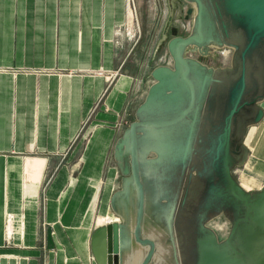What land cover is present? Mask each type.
<instances>
[{
  "label": "crops",
  "instance_id": "crops-1",
  "mask_svg": "<svg viewBox=\"0 0 264 264\" xmlns=\"http://www.w3.org/2000/svg\"><path fill=\"white\" fill-rule=\"evenodd\" d=\"M164 1L165 20L158 9L148 29L158 36L136 42L128 41L126 28L118 33L132 22L129 0H0V264H41L43 221L47 264H97L92 237L101 228L98 219L114 214L111 199L122 179L115 145L154 84L151 74L160 65L150 69L148 83L149 62L165 43L168 51L172 38L163 39L170 14ZM187 5L175 10L178 30L189 24L183 21ZM168 56L165 64L172 66ZM112 81L110 110L94 113ZM125 119L130 123L120 125ZM244 144L252 177L237 180L247 191L262 190L264 120L248 129ZM71 167L78 168L75 177Z\"/></svg>",
  "mask_w": 264,
  "mask_h": 264
},
{
  "label": "water",
  "instance_id": "water-1",
  "mask_svg": "<svg viewBox=\"0 0 264 264\" xmlns=\"http://www.w3.org/2000/svg\"><path fill=\"white\" fill-rule=\"evenodd\" d=\"M190 6L187 36L172 26ZM163 31L173 65L151 77L135 121L118 139L120 223L92 237L97 264H264V188L245 190L234 170L244 141L264 120V0H168ZM233 52L230 66L200 58ZM199 57V58H195ZM224 217L225 239L209 225Z\"/></svg>",
  "mask_w": 264,
  "mask_h": 264
},
{
  "label": "rangeland",
  "instance_id": "rangeland-1",
  "mask_svg": "<svg viewBox=\"0 0 264 264\" xmlns=\"http://www.w3.org/2000/svg\"><path fill=\"white\" fill-rule=\"evenodd\" d=\"M136 1V4H137V15H138V21H140V15L143 16V21L141 24H140V29H141V32H142V38H144L146 36L147 39H151V38H155L158 36V32H151L150 31L148 32V29L149 27L151 26V22H152V16L155 15L156 11L158 9H160V11H158V14H160V17L166 18V1L164 0H141L140 4L141 6L139 7L138 4H139V0H135ZM156 2V6H154V3ZM155 8V10H154ZM157 8V9H156ZM159 19L158 21V24L160 25L161 22L163 21V19ZM145 21V23H144ZM191 22H192V17L190 18L189 20V24H184V26L180 25L182 24L180 22V20L178 21V17L176 19V23L180 25V34L182 35H185L187 33H189V30H190V27H191ZM161 28V26H159V29ZM156 30V28H155ZM123 32V31H122ZM125 33V30L123 32V34ZM125 38H127L125 36ZM128 41L129 39H131L130 36H128ZM130 42H133V41H130ZM144 42V41H143ZM122 42L118 41V44H121ZM150 42L147 41V45L149 46ZM153 43V42H152ZM151 43V44H152ZM166 44V43H165ZM164 44V47H163V54L161 56H158L156 58L155 61H151L149 62L148 66H149V69L147 71V74H146V79L149 83L150 81V78H149V72H150V69L155 67V66H158V65H161V64H164L166 65L165 63L167 61H169V56H168V51L166 49V45ZM229 52L228 49H225V50H222V51H218L215 55L214 58L210 59L209 62H208V65L209 66H213V67H227L230 65L231 63V57H227L226 56V53ZM114 85V81H112V83L109 85L110 87L106 90V92H104V94L100 97V99L98 100L97 104L95 105V108H94V113L99 110L101 107H105L108 110H110L109 108L106 107V97L108 95V93L110 92L112 86ZM130 123V120L128 119H125V120H122L121 124L120 125H124V126H127L128 124ZM87 122L86 124H84V130L80 133L78 139L84 135L83 133L85 132V129L87 127ZM93 131V130H92ZM91 136V134H89ZM77 139V141H78ZM76 141V142H77ZM77 170L78 168H74V167H71L70 168V172H71V176L72 177H75L76 174H77ZM251 167H248V165L246 164L245 167L243 168H240V169H237L236 171H234V175L236 177V179L238 180H242L243 177H252V173H251ZM57 170H54L53 172H51L50 174L47 175V177L45 178V182H44V185L47 184V182L53 180V178L55 177L56 175V172ZM46 186V185H45ZM257 186H264V181H260L258 183ZM120 187V180H119V183H118V189ZM109 216V214H108ZM46 226H47V223L45 221L41 222L40 224V232H39V235H38V240L39 242L42 244V248H43V259H42V263L41 264H47V256H48V249L44 246V241H45V231H46ZM212 227L213 229L217 232V234L219 235L220 239H225L229 232H230V223L224 218V217H221L217 220H215L213 223H212ZM14 238V236H10L8 237V240L9 241H12ZM52 251L56 252V249H53Z\"/></svg>",
  "mask_w": 264,
  "mask_h": 264
},
{
  "label": "built area",
  "instance_id": "built-area-1",
  "mask_svg": "<svg viewBox=\"0 0 264 264\" xmlns=\"http://www.w3.org/2000/svg\"><path fill=\"white\" fill-rule=\"evenodd\" d=\"M128 5H129L128 9H130L131 12L134 11L133 20L130 23L128 22L123 28L122 27L119 28L118 29V33H121L122 29L126 28V32H128V36H130L131 39H136V42H139L140 39L142 38V32H141L140 24H139V21H138V15H137L136 7L133 4L132 0H129ZM229 52H230L229 54H228V52L226 53V56L230 58L232 53H231L230 50H229ZM8 218H9V220L8 219L7 220H8L9 223H8V227H7V233H8V237H10V236L12 237V235H11V231H12L11 227L13 225L14 218L11 215H9Z\"/></svg>",
  "mask_w": 264,
  "mask_h": 264
},
{
  "label": "bare ground",
  "instance_id": "bare-ground-1",
  "mask_svg": "<svg viewBox=\"0 0 264 264\" xmlns=\"http://www.w3.org/2000/svg\"><path fill=\"white\" fill-rule=\"evenodd\" d=\"M132 2H133V4L135 5V7H136V4H135V0H132ZM183 4H185V3H183ZM182 4V5H183ZM131 5V4H130ZM181 5V6H182ZM132 6V5H131ZM136 11H137V7H136ZM138 12V11H137ZM133 13H134V11L133 12H131V10H130V18H131V20H133ZM131 22V21H130ZM120 34V33H119ZM231 51V50H230ZM230 53V52H229ZM231 53L233 54V52L231 51ZM231 54V55H232ZM90 134H91V132H90ZM115 223H120V219L117 217V216H115L114 214L112 215V214H109V216H101L99 219H98V225H100L101 227H103V226H108V225H112V224H115Z\"/></svg>",
  "mask_w": 264,
  "mask_h": 264
},
{
  "label": "flooded vegetation",
  "instance_id": "flooded-vegetation-1",
  "mask_svg": "<svg viewBox=\"0 0 264 264\" xmlns=\"http://www.w3.org/2000/svg\"><path fill=\"white\" fill-rule=\"evenodd\" d=\"M179 7H180V6H179ZM187 7H188V9H187V11L184 13V17H183V19H184L183 21H185V22H187V21L190 20V18H191V16L188 15V11L190 10V6L187 5ZM179 30H180V28H179ZM180 35H182V34H180ZM187 35H188V33L185 34V35H182V36H187ZM195 58H199V57H195ZM212 58H214V57L207 58V59H206V58H200V60H202V62L208 64L209 60L212 59Z\"/></svg>",
  "mask_w": 264,
  "mask_h": 264
}]
</instances>
